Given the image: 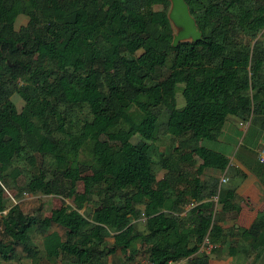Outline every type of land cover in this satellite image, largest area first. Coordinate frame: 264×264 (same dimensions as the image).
<instances>
[{
	"label": "trees",
	"instance_id": "obj_1",
	"mask_svg": "<svg viewBox=\"0 0 264 264\" xmlns=\"http://www.w3.org/2000/svg\"><path fill=\"white\" fill-rule=\"evenodd\" d=\"M184 1L201 38L172 47L167 0H0V211L5 188L22 174L15 196L72 202L48 216L9 206L0 216L1 259L19 246L38 264L35 231L48 264H106L116 251L130 263L140 249L153 264H206L200 247L232 235L240 243L227 239V256L257 255L264 211L246 229L221 228L217 206L234 211V189L199 176L227 165L202 141H217L228 116L264 128V0ZM19 16L25 22L15 27ZM180 87L185 103L177 108ZM196 102L199 119L186 125ZM161 106L177 141L159 154L165 172L156 179L150 153ZM100 135L118 145L106 146ZM86 141L89 163L77 159ZM192 153L200 164L189 171ZM139 206L152 212L140 229Z\"/></svg>",
	"mask_w": 264,
	"mask_h": 264
},
{
	"label": "rangeland",
	"instance_id": "obj_2",
	"mask_svg": "<svg viewBox=\"0 0 264 264\" xmlns=\"http://www.w3.org/2000/svg\"><path fill=\"white\" fill-rule=\"evenodd\" d=\"M156 9H160V5L155 6ZM25 22V17L24 16H19L15 22V27H17L20 24H23ZM258 37L259 39H262V45L264 46V28H262L260 30V32L258 33ZM163 73L161 70H159L157 72V75ZM182 87V86H181ZM181 87L177 88V90L175 91V106L177 108L181 107L184 105L185 100L182 99L181 97ZM11 99L13 100V102L15 103L16 107L19 108L21 103L20 98L16 95L13 94ZM201 107L199 105V103H194L192 105L191 111L188 112L185 115V119L184 122L186 125H193L197 122V120L199 119V112L201 111ZM158 112L160 113L159 118L157 119V128H156V132H155V138L154 141L151 143V153H150V157L151 159L155 162L154 165V172H155V177L156 179H159L165 172L164 169L160 168L157 164V161L159 159V154L162 155H167L169 154V152L171 153L173 146L175 145L177 138L175 136H172L171 134H169L165 128H164V107H160ZM78 117H82V114H78ZM234 120L236 122H239L238 119L234 118ZM244 122V121H241ZM247 124H245L243 127H241V131H238V133H236V137L233 138H229L228 139V145L226 147H230L231 149V156L229 157V160L227 162V166H231L232 162H231V158L232 156H234V153L237 151L238 148H242L243 146H247L248 144L242 140V132L243 129L246 127ZM236 131H234L233 133H235ZM219 138V137H218ZM136 138H134L135 140ZM99 140L102 141L106 146L108 147H115L116 145H118V143L116 141H110L108 140L104 135H100L99 136ZM202 144L211 148V149H216L217 147L216 145L209 140H203ZM90 146L91 143L89 141H86L81 148L79 149L78 155H77V159L80 162H87L89 163L91 161V153H90ZM258 148V147H257ZM219 149V148H218ZM223 150V149H222ZM174 155V154H172ZM191 156L193 157V159H195V164L192 168H190L189 171H192L194 168H196L197 165L200 164L199 159L197 158L195 153H192ZM228 167V168H229ZM222 173V172H221ZM221 173L219 172H215L212 170H205V172H203L202 175L199 176L200 179L202 180H209V178H216L217 180L219 179ZM227 174V172H226ZM26 180L25 175H21L17 178L16 183L14 185L11 186V188H5L4 192H3V205L4 208L0 211V216L3 215L6 211V209L13 205V204H18L20 209L27 214H37L39 216H48L53 209L57 208L61 203H65L68 204L70 206H72V202L66 198H61L59 196H55V195H44V194H40L37 193L35 195H31V194H22L20 196H15V191L17 190V192H19L18 190L24 185ZM227 182H224L223 184L221 183L222 186L226 185ZM81 182L78 181L76 183V190L78 192H80L82 190L81 187ZM191 206V204H186L180 207L179 211L181 215H184V212ZM218 207V206H217ZM140 211V218L136 220L135 224L137 228H142L143 226V219L146 218L147 216H149L150 214H152L151 210H145L144 208H142L141 206H139ZM4 212V213H3ZM79 212H82V209L79 210ZM59 230V229H58ZM60 231V230H59ZM31 241L38 247L39 251H38V256L40 257L39 259V263L38 264H48V262H46L43 258V250H42V246H41V235L38 234V232H34L31 235ZM112 239L111 237H107L106 238V244L109 245L111 243ZM210 248V249H209ZM212 249H214L212 251ZM200 250H202L203 252L208 251L207 254V258H213V256L215 255H219L222 254V256H226L225 252H219L217 253V249L214 245L211 246L208 243L203 244L200 247ZM240 254V253H238ZM241 255V254H240ZM145 257L142 250L140 249L138 251L137 254H135L132 259L130 260V263L126 262L123 263L124 260V256L122 253H120L119 251H116L114 254L112 255H107L106 256V264H134V262L139 259V258H143ZM216 257V256H215ZM207 258H206V262H207ZM250 261V259H248ZM186 263V262H185ZM0 264H31L30 260L28 258H25L22 254V252L20 251V247L17 246L15 248V254L14 257L11 259H7V260H3L0 258Z\"/></svg>",
	"mask_w": 264,
	"mask_h": 264
},
{
	"label": "crops",
	"instance_id": "obj_3",
	"mask_svg": "<svg viewBox=\"0 0 264 264\" xmlns=\"http://www.w3.org/2000/svg\"><path fill=\"white\" fill-rule=\"evenodd\" d=\"M236 121L234 117L228 116L218 140L212 141L217 151L222 152L227 159L231 156L230 147H226L227 141L230 137L234 139L236 133L241 131V126ZM234 131L236 132L233 133ZM242 134V140L248 145L237 149L232 156V165L227 169L226 182L234 189L235 210L219 212L217 207L216 211V222L223 229H230V227L246 229L258 213L264 211V164L256 157L257 147L264 141V128L258 120L253 119L251 123H247ZM230 237L240 243L237 235L225 236L226 241L214 244L219 249L217 253L225 251L227 239ZM215 256L207 258L206 264H264V238L255 257L245 258L238 253L231 256H222V254Z\"/></svg>",
	"mask_w": 264,
	"mask_h": 264
},
{
	"label": "water",
	"instance_id": "obj_4",
	"mask_svg": "<svg viewBox=\"0 0 264 264\" xmlns=\"http://www.w3.org/2000/svg\"><path fill=\"white\" fill-rule=\"evenodd\" d=\"M168 8L166 18L169 22L171 33V46L175 47L178 42H196L201 38L193 17L188 11L184 0H167Z\"/></svg>",
	"mask_w": 264,
	"mask_h": 264
},
{
	"label": "built area",
	"instance_id": "obj_5",
	"mask_svg": "<svg viewBox=\"0 0 264 264\" xmlns=\"http://www.w3.org/2000/svg\"><path fill=\"white\" fill-rule=\"evenodd\" d=\"M256 157L258 159L259 162L264 164V141H262L260 143V145L258 146L257 150H256ZM229 160V159H228ZM231 162H232V158H231ZM229 166L226 165L225 169L222 171L219 179H218V185L221 183L226 182L227 180V169ZM5 212V211H4ZM3 212V213H4ZM205 241V240H204ZM186 262V258H182L176 261H168L165 264H185ZM134 264H153L150 261H148V259L146 257L143 258H139L137 259Z\"/></svg>",
	"mask_w": 264,
	"mask_h": 264
},
{
	"label": "clouds",
	"instance_id": "obj_6",
	"mask_svg": "<svg viewBox=\"0 0 264 264\" xmlns=\"http://www.w3.org/2000/svg\"><path fill=\"white\" fill-rule=\"evenodd\" d=\"M225 169V168H224Z\"/></svg>",
	"mask_w": 264,
	"mask_h": 264
}]
</instances>
